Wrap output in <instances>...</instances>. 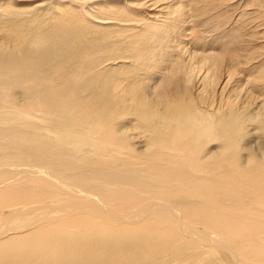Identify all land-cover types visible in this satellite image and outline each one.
Wrapping results in <instances>:
<instances>
[{
	"label": "rangeland",
	"instance_id": "obj_1",
	"mask_svg": "<svg viewBox=\"0 0 264 264\" xmlns=\"http://www.w3.org/2000/svg\"><path fill=\"white\" fill-rule=\"evenodd\" d=\"M182 46L220 60L205 66V86L167 93L171 73L187 71ZM152 95L146 109L141 99ZM0 160V180L15 176L0 183L2 227L10 213L61 200L114 219L159 204L198 238L146 212L115 224L132 226L137 247L93 238L97 247L138 252L148 239L138 232L157 228L173 238L146 240L144 249L158 250L149 264H183L172 256L188 251L220 256L219 244L234 257L223 264H246L264 249V0H0ZM82 214L56 226L84 225L75 236L83 239ZM35 216L26 232L0 235V251L2 241L27 238L39 263L50 225Z\"/></svg>",
	"mask_w": 264,
	"mask_h": 264
},
{
	"label": "bare ground",
	"instance_id": "obj_2",
	"mask_svg": "<svg viewBox=\"0 0 264 264\" xmlns=\"http://www.w3.org/2000/svg\"><path fill=\"white\" fill-rule=\"evenodd\" d=\"M180 7H181L180 5L177 6V8L180 9V10L178 9L177 12L180 11V13H182V8H180ZM152 9L153 8H150V10H152ZM183 13H184V11H183ZM182 48H183V46H182ZM185 48H183L181 50H182V53L184 55V59L186 60L185 61L186 64H184V65L187 66L186 67L187 71L183 70L184 67H181V68L177 69L175 72H172L171 76L169 77V81L165 83V86H166V84H167V86L166 87L164 86L165 89H166V92H167V90L169 91V88L174 90L176 86L178 87L182 83L185 86H188V85H193L194 86V84H196L195 82L199 81V83L201 82V83L204 84L203 86H205L206 80L211 79V76H212V75L210 76V73H212L210 71L211 69L210 68L209 69H204V68H206L205 66L207 65V63H210V62H212L213 65H214V63L217 64L216 61L220 60V57L218 56V54H212L211 51H210V53L207 52L208 54H201V53H199L200 49H198V52L194 51L195 53L190 54L189 53L190 49H187V48L185 49ZM194 59H198V60L200 59L201 61H198V62L196 61L195 62ZM229 59H235V58L230 56ZM229 61H231V60H229ZM183 62H184V60H183ZM193 62H195V63L193 64ZM208 67H210V66H208ZM201 70H203V71L201 72ZM183 88L181 90H183ZM173 90H170V91L172 92ZM176 91H178V90H176ZM161 96L162 95H160V94L156 95V99L157 100L161 99ZM153 100H155V97H153V95H152V96H148V97L142 98L141 99L142 102L141 101L140 102L147 109V107H149V108L152 107L153 108L154 106H152V105H156V104H154ZM156 102L157 101L155 100V103ZM159 104H162V103H159ZM59 134L64 135V136H68V137L69 136L70 137L73 136L72 133H70L69 131H66V130H60ZM82 138H83V136L78 139V142L82 143V141H81ZM1 162H3V160ZM10 162L11 161L8 160V161L3 162V163H5V165H9L10 166V164H11ZM3 175L4 174H2V177H3ZM16 176H17V174H16ZM8 177H11V179H12V177L14 178L15 176L10 175ZM8 179H10V178H8ZM7 180L6 181H5V179L4 180H0V183L5 184V182H7ZM8 183H10V182H8ZM63 188H62V191H64ZM65 190H67V187L65 188ZM68 199H71V198H68ZM59 205H62V207L59 206ZM77 206H78L77 204H73V203H70V202L65 203V201L62 202V200H61V203H59V202H55L53 204L51 203V205H49L47 207L46 206L45 207L44 206H39V207H36L34 210H32L33 207H25V208H21V209L15 211V212H13V213H10L8 215V217H7V221L5 223L6 224L5 227H2V225H4V224L0 225V235H6V234L7 235H14V233L17 234V233L26 232L27 229H29V227L31 226V225H29V223L32 221L33 217L36 214H38L40 216L39 219L41 221H44L47 224L49 223V225H50V226L48 225L49 227L46 230H44V232H43L44 234L41 232V235L42 236L44 235V237L46 236V239H48V243H49L48 247L50 249L46 253H41L39 255L40 256L39 263H35L34 260H36L37 258L34 259L35 255H34V252L32 250L33 246L30 245V244H27L28 242H26L27 238H24L25 236L23 237L24 241L20 242V245L24 244V245H21V246L20 245L17 246L18 243L14 244L13 241L12 242L11 241H2V243L5 242V244H4V246H2L3 244H1L0 264H149L152 260H154L153 258H155V256L153 254L157 253L158 250L149 251L147 249H144V247H147V245H149L147 243V241H149L151 243V241H152L151 239H153L152 242L154 243V239L156 238L158 242H161L162 244L167 245L166 243H168L169 240H171L173 238V237H167L164 234V232H162V230H160V229H159L160 230L159 231L157 228H154L156 230H150L149 231V230H147L145 228V229H143L142 232H138V234L139 233L140 234H143V233L146 234L145 238H148V239H146L147 241L145 240V242L143 243V250H141V251L139 250L140 252L139 251L136 252V251H132V250L129 251L127 249H126L127 251L124 249V251L115 252L117 250H115L113 248H110V250L113 249L115 251H113V250L110 251L108 249L109 248L108 244H106V246L108 248H105L106 246L103 245L105 250H102L103 248L101 249V248L97 247L98 246L97 242L95 240H93V238H98L100 240L99 242H101V245L103 244L104 241L107 242V243L110 242V245H111V242L112 241H113V243H114V241L116 242V239H117V241L119 239V243H117V244H120L121 243L120 240L122 238V240L126 241L131 247L132 246L137 247L138 245L136 246L135 244L141 240V236L139 235V237H136L135 239L132 238V239H134L133 241L137 240V241L134 242L135 244L134 243L132 244V240H130L129 237H128L130 235V233L128 234V230H131L130 227H132V226L131 225L128 226V224H127V226L121 227L119 225V227H120L119 228V227L115 226V224H118L119 221H121V222L129 221L130 222V221L139 220L141 217L142 218L144 217L143 214L146 213V212H148L150 214H153L155 217H157L160 220H163L164 222H165V219L169 220L170 222L173 221V222H175V224L176 223L179 224L181 229L184 232L189 233V235H191L193 238L197 237L195 232H193L191 227H189V224L187 225V223H183V222L179 221V220H181V218L179 219V216L177 214H175V212L167 209L168 207L166 208L165 206H162V205H159V204H154V205L146 208L144 210V213L142 214V216H140L141 213L139 214L140 218H139V216L123 218L122 216L116 215L118 217H122L123 219H119L118 217H116L114 219L112 217V214L110 213L111 210L110 211L107 210V209H103V210L99 209L98 210L97 207H92L93 205L92 206H87V208L86 207H82V206L81 207L80 206L77 207ZM80 213H84V214H82V218H79V220L83 221V222H84V220H86L88 222V224H87L88 226L86 227L87 232L84 235L83 239H76L75 236H76L77 232L79 233V231H80V229L82 227H84V229H85L84 225L81 226L80 228H74V227L66 228V224L67 223L64 224L65 228L56 226V223H57L56 220H60V219L65 218L66 216H69V215H70V217L74 216V215H79ZM91 216L93 218H95L94 222H89V221H91V219H90ZM149 218H151V217H149ZM62 220L64 221L65 219H62ZM33 221H35V219H33ZM37 222L38 221H36V223ZM160 222L162 224L164 223L162 221H160ZM165 223H167V222H165ZM7 224H10L11 226L9 227V225H7ZM33 224H35V223L33 222ZM38 225H41V224L38 223ZM124 225H126V224H124ZM167 225H169V223H167ZM167 225L164 224V226H167ZM35 226H36V224H35ZM60 226H63V225L61 224ZM156 226H158V225H156ZM32 227H34V226H31V228ZM7 228H8V230H7ZM42 228H44V227H42ZM142 228H144V227H142ZM152 228L153 227H151V229ZM219 228H220V226H219ZM244 228H247V227H244ZM254 228L256 229V227H254ZM230 229L228 230V232L230 231ZM6 230L10 231V232H7ZM132 230L135 232L136 230H139V229L136 228V229H132ZM4 231H6V232H4ZM146 232H148V233H146ZM263 232H264V230H263ZM230 233H231V231H230ZM258 233H260V232L258 231ZM43 239H45V238H43ZM199 241L202 242V243H209L210 242V244H211V241L208 242V240H206V239H204L202 237L198 240V242ZM212 243H214V242H212ZM81 244H83V246ZM78 245H81V246H78ZM99 245H100V243H99ZM113 245L114 244H112V247L115 246V245L114 246ZM165 245L162 246V247H166ZM225 245L226 244H224V245L223 244L215 245V247H216L215 249H219L220 250V251L216 250L218 252H215V253L220 255V256H214V253L212 252V253L208 254L207 256L203 255V256L198 257L196 255L197 256L196 257L193 251H191L192 254L188 251L187 253L184 252L186 255H184L183 257L176 256V258H174L175 256H172L173 257V261L175 262L176 260H178L177 258H181L180 263H183V264H187L188 262H189V264H221V263L223 264L222 259L223 260L225 259V262H226V260L228 261L229 258H233L234 259L233 253L228 249V246L225 247ZM86 246H89V247L94 246V249H90L89 251L88 250L87 251L83 250V247H86ZM173 246H175V245H173ZM48 247H47V249H48ZM178 247H180V246H178ZM115 248H117V247H115ZM120 248H121V246H120ZM120 248H118V249H120ZM123 248H124V246H123ZM123 248H122V250H123ZM153 248H154V246H153ZM176 248H177V246H176ZM180 248H182V247H180ZM184 248H186V247H184ZM35 249H36V247H35ZM134 249L135 248L133 247V250ZM186 249H188V248H186ZM31 250H32L33 255H32V259L30 260ZM203 252H204V250H203ZM206 253H207V251H206ZM172 254L176 255V253H172ZM164 257H165V259H163ZM243 257H244V259L246 261V264L249 263V262H252V263L254 262L255 264H261V263L264 264V249H260V250H258L255 253H254V251L252 249L250 251V253H249V257L248 258L246 257V255L243 256ZM163 258L159 259V261L157 263L153 262V264H172V263H169L171 261H169L170 259L169 260L166 259V256H163ZM168 258H171V257H168ZM36 262H37V260H36ZM232 263H233V261H232ZM236 263L237 264H242V263L237 262V259H236Z\"/></svg>",
	"mask_w": 264,
	"mask_h": 264
}]
</instances>
